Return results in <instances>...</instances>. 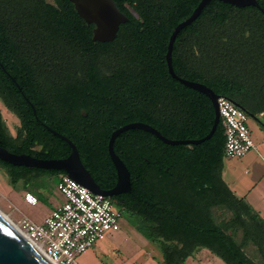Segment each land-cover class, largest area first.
<instances>
[{
  "label": "trees",
  "instance_id": "1",
  "mask_svg": "<svg viewBox=\"0 0 264 264\" xmlns=\"http://www.w3.org/2000/svg\"><path fill=\"white\" fill-rule=\"evenodd\" d=\"M57 1L58 5H51L43 0H28L26 6L31 10L25 14L27 21L19 26L12 25V33L6 45L0 41V56L6 53V67L26 96L33 101L42 121L35 126L25 127V133L14 139L0 118V145L12 152H24L39 158L65 157L70 151L68 144L47 130L42 123L75 143L76 136L71 123L77 124L82 120L76 109L91 106V103L82 99L83 92L89 91L101 97L109 92L110 86L116 85L111 80L116 78L118 72L137 69V62L129 63L122 60L121 56L111 54L113 46L110 44L101 47L89 44L90 34L85 30L70 29L68 22L60 17L61 10L55 13L40 11V8L71 7L69 0ZM257 1L264 8V0ZM130 38L131 32L123 30L122 39ZM88 45H92L91 48ZM164 52L165 45L162 46L159 60L140 65L144 68L155 65L156 71L166 75ZM105 54L108 60L104 69L112 72L113 76L107 78L106 84L95 85L93 81L97 78L96 73L106 78L98 66L99 58ZM36 62L43 65L35 72L32 71L35 69L30 68ZM77 71L90 75L77 77L82 82L73 101L71 81ZM82 86L84 88H80ZM105 88H108L107 91ZM0 90L2 96L17 93L14 83L1 70ZM220 92L227 96L224 88H220ZM90 112L93 114V111ZM213 117V109L210 108L209 118L202 125L156 127L169 138H200L209 131ZM114 128L111 125L80 127L82 136L100 137L104 145ZM129 131L140 134L133 139L129 150L131 156L135 153L139 156L136 158H139L137 160L140 165L136 170L132 164L135 159L131 157V162L125 159L130 171L131 189L115 204L121 205L123 215L133 218L139 230L150 241L159 243L163 255L161 264H179L201 247L222 258L226 264H264V220L254 214L251 206L237 197L221 177L224 135L220 122L210 138L191 145L166 144L142 129L131 128ZM149 143L160 145L168 153L164 157L150 156L151 150L146 147ZM81 161L100 186L97 172L102 171L105 177L111 176L114 179L115 172L105 148L98 155L81 157ZM0 167L13 186L20 184L26 191H29V184L39 176L63 172L13 165L1 159ZM213 207L229 210L230 223L217 222ZM226 227H230L232 232L227 233ZM237 228L241 231L239 242L235 240ZM245 244L255 246L257 260L243 250Z\"/></svg>",
  "mask_w": 264,
  "mask_h": 264
},
{
  "label": "flooded vegetation",
  "instance_id": "2",
  "mask_svg": "<svg viewBox=\"0 0 264 264\" xmlns=\"http://www.w3.org/2000/svg\"><path fill=\"white\" fill-rule=\"evenodd\" d=\"M43 1L51 5H58L57 0ZM111 1L126 19L119 22L115 37L107 41L93 39V30L97 28L96 22L93 19L85 20L81 17L70 0V8L58 6L40 8V11L47 10L54 13L61 10L60 17L68 22L67 25L70 29L85 30L90 34L91 42L89 44L100 47L110 44L113 46L111 54L121 56L122 60L129 63L137 62L135 64L137 69L118 72L116 78L111 80L116 85L110 86L109 89L105 88L109 92L103 96L99 97L89 91L82 90L84 91L82 99L91 103V106L76 109L82 120L77 124L71 123L76 136L74 144L80 158L103 153L104 148L109 157L108 139L110 136L104 145V140L100 137L82 136L80 127L111 125L116 129L131 122H142L162 133L156 126L171 128L204 124L209 118L210 108L213 109L211 99L205 93L185 85L180 79L205 85L212 91L213 96H220V88H224L228 99L244 109L249 117H254L258 122L264 124V14L261 10L264 8L258 1V6H236L221 0H209L195 19L182 27L175 35L171 61L176 77H173L168 70L166 75H162L161 72L155 70V65H151V67L148 65L147 68H144L140 63L156 62L161 58L162 46L165 45L166 52L169 37L176 24L185 19L201 0ZM27 2L28 0H0L1 44L8 43L12 25L19 26L22 22L27 21L25 14L31 10L26 6ZM94 3L99 4L98 2ZM123 30L131 32L130 39H122ZM91 46L88 45L89 48ZM107 60L106 54L99 58L100 73L104 74L106 78L96 73L95 77L97 78L93 81L95 85L106 84L107 78L113 76L112 72L104 69ZM6 61H8V57L3 52L0 56L2 64L0 70L14 83L17 93L10 96H2L0 93V118L8 133L17 139L20 134L25 133V127L35 126L36 123L42 121L38 116L37 107L26 96L25 91L6 67ZM42 65L40 62H36L30 69H35L32 71L36 72ZM85 75L90 74L81 71L74 73L71 81L73 101L76 99L82 82L77 77ZM80 88H84V86ZM90 110L93 111V114ZM5 117L13 121L14 129L9 130ZM123 132L125 133L123 134ZM120 134L122 135L120 136ZM139 136V133L126 129L113 140V150L122 159L128 170L125 159L130 161V158L133 157L132 159L135 160L132 164L136 170L140 165L137 160L139 158H136L139 156L136 153L132 156L129 154L132 147L131 142ZM146 147L151 150L150 156L153 157H164L168 153L166 149L156 143L146 144ZM113 169L114 179L111 176L105 177V173L102 171L97 172L101 188L110 189L114 186L116 182L114 166ZM165 170L168 171L167 168ZM59 173L56 172L54 175L58 177ZM129 192L130 190L113 194L109 198L112 202L117 203L119 198ZM119 206L121 207V205ZM151 242L156 243L157 241ZM158 247L160 248V245Z\"/></svg>",
  "mask_w": 264,
  "mask_h": 264
},
{
  "label": "rangeland",
  "instance_id": "3",
  "mask_svg": "<svg viewBox=\"0 0 264 264\" xmlns=\"http://www.w3.org/2000/svg\"><path fill=\"white\" fill-rule=\"evenodd\" d=\"M9 130L14 129L12 120L5 117ZM248 136L254 144L264 142V124L254 117H247ZM254 148L250 151L252 152ZM248 151L246 154H248ZM245 154V155H246ZM224 157V179L238 197L243 199L252 208L254 214L264 220V178H259L263 173V166L248 165V157ZM258 176L259 183L251 190L252 183ZM256 179V180H255ZM58 177L43 174L29 184V191L37 197L34 205L24 201L25 189L20 184L13 186L6 172L0 167V211L15 223L21 217H28L36 222H41L53 208L64 201V196L57 187ZM248 194L246 198L245 194ZM212 212L217 222L230 223L231 213L222 207H213ZM226 232L232 229L226 227ZM235 232V231H234ZM241 231L235 232V240L239 242ZM158 245L159 243L156 242ZM155 242H151L137 227L136 221L123 215L119 220L117 230L108 231L103 239L93 243L75 259L77 264H161L163 255ZM243 250L248 256L257 260V250L251 244H245ZM179 264H226L222 258L212 253L205 247L196 249Z\"/></svg>",
  "mask_w": 264,
  "mask_h": 264
},
{
  "label": "water",
  "instance_id": "4",
  "mask_svg": "<svg viewBox=\"0 0 264 264\" xmlns=\"http://www.w3.org/2000/svg\"><path fill=\"white\" fill-rule=\"evenodd\" d=\"M77 10V13L85 20L93 19L97 28L93 30V39L100 41L112 40L118 28L120 21H124L126 17L119 13L111 0H70ZM209 0H201L195 9L182 21L174 27L165 52V60L168 72L176 77L171 61L172 45L177 32L187 24H189L200 13L202 7ZM229 2L236 6L253 5L258 6L257 0H221ZM98 2L99 4H95ZM263 14L264 10L261 9ZM2 66V64L0 63ZM12 80L13 77H11ZM185 85L190 86L205 93L212 101L214 117L209 131L200 138H185L173 139L167 138L160 133L156 128L142 122H131L121 127L114 129L108 139V153L109 158L116 171V182L110 189H103L95 181L90 171L84 166L79 156L78 150L74 142L62 133L55 131L45 123L43 125L63 139L69 146L70 151L67 156L60 158H39L28 153H15L0 145V159L9 162L13 165H24L29 167H38L45 169H57L65 172L72 179L76 180L79 184L86 187L88 190L95 194H100L110 197L113 194L126 192L130 190V173L122 159L113 150V140L122 131L130 128L143 129L149 131L161 139L166 144H198L210 138L217 125L220 122V117L217 107V97L212 95V91L203 84L194 83L180 79ZM15 81V80H14ZM15 84H18L15 81ZM28 100V99H27ZM0 264H54L51 262L30 240L23 236L9 218L0 211Z\"/></svg>",
  "mask_w": 264,
  "mask_h": 264
},
{
  "label": "built area",
  "instance_id": "5",
  "mask_svg": "<svg viewBox=\"0 0 264 264\" xmlns=\"http://www.w3.org/2000/svg\"><path fill=\"white\" fill-rule=\"evenodd\" d=\"M223 126V157L236 158L253 148L248 136L247 112L226 96L217 97ZM57 187L64 201L41 222L21 217L16 223L23 234L54 264H77L75 257L110 230L119 228L123 212L109 197L95 194L65 172L58 175ZM24 201L34 205L37 197L24 192Z\"/></svg>",
  "mask_w": 264,
  "mask_h": 264
},
{
  "label": "crops",
  "instance_id": "6",
  "mask_svg": "<svg viewBox=\"0 0 264 264\" xmlns=\"http://www.w3.org/2000/svg\"><path fill=\"white\" fill-rule=\"evenodd\" d=\"M254 149L252 150V152L250 151L248 154H246L244 157H248L245 161L247 162V164L249 165H252V166H254L255 168L256 167H258V165H257V159H258V164H260V166H263L264 167V142H258V143H256V144H254V147H253ZM224 157H223V160H222V162H223V167H222V171H221V177H222V179H223V181L225 182V179H224V169H225V167H224ZM261 174H264V169H263V173H261ZM259 178H264L263 177V175H261ZM257 179V180H256ZM255 180L256 181H254L253 183H252V188H251V190L252 189H254L256 186H257V184L260 182L259 181V179H258V176H257V178H256ZM226 183V182H225ZM226 185H227V183H226ZM228 186V185H227ZM229 187V186H228ZM237 197L239 196V195H237V193H235L231 188H229ZM247 193L245 194V196H246V198H248L247 197ZM48 214V213H47Z\"/></svg>",
  "mask_w": 264,
  "mask_h": 264
},
{
  "label": "bare ground",
  "instance_id": "7",
  "mask_svg": "<svg viewBox=\"0 0 264 264\" xmlns=\"http://www.w3.org/2000/svg\"><path fill=\"white\" fill-rule=\"evenodd\" d=\"M8 218V217H7ZM9 221L13 224V226L18 230V231H20V233L23 235V236H25L24 234H23V232L19 229V227H18V225H17V223H15L14 221H12L10 218H9ZM26 237V236H25ZM27 238V237H26ZM28 239V238H27ZM28 240H30V239H28ZM30 242H32L36 247H37V245L33 242V241H31L30 240ZM38 248V247H37Z\"/></svg>",
  "mask_w": 264,
  "mask_h": 264
}]
</instances>
